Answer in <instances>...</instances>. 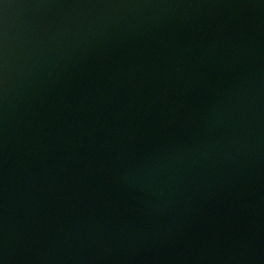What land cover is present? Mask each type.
Returning <instances> with one entry per match:
<instances>
[{"label":"water","instance_id":"obj_1","mask_svg":"<svg viewBox=\"0 0 264 264\" xmlns=\"http://www.w3.org/2000/svg\"><path fill=\"white\" fill-rule=\"evenodd\" d=\"M0 264H264V0H0Z\"/></svg>","mask_w":264,"mask_h":264}]
</instances>
